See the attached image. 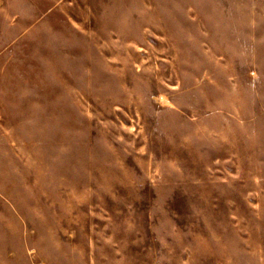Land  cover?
Segmentation results:
<instances>
[{
    "label": "rangeland",
    "instance_id": "1",
    "mask_svg": "<svg viewBox=\"0 0 264 264\" xmlns=\"http://www.w3.org/2000/svg\"><path fill=\"white\" fill-rule=\"evenodd\" d=\"M0 264H264V0H0Z\"/></svg>",
    "mask_w": 264,
    "mask_h": 264
}]
</instances>
